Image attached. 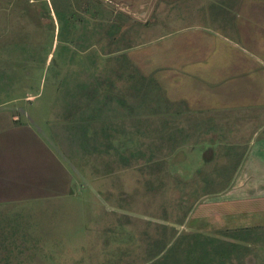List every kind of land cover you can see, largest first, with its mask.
Instances as JSON below:
<instances>
[{
    "label": "rangeland",
    "instance_id": "rangeland-1",
    "mask_svg": "<svg viewBox=\"0 0 264 264\" xmlns=\"http://www.w3.org/2000/svg\"><path fill=\"white\" fill-rule=\"evenodd\" d=\"M52 1L49 14L46 2L0 0V130L18 139L10 169L34 177L31 264H223L234 249L175 222L204 200L219 109L264 98V0ZM106 77L112 138L95 124L94 143L70 108Z\"/></svg>",
    "mask_w": 264,
    "mask_h": 264
},
{
    "label": "crops",
    "instance_id": "crops-1",
    "mask_svg": "<svg viewBox=\"0 0 264 264\" xmlns=\"http://www.w3.org/2000/svg\"><path fill=\"white\" fill-rule=\"evenodd\" d=\"M247 99L242 98L236 107L219 109L221 125L214 132L221 131L220 142L204 141L211 165L199 172L203 184L199 196L204 200L195 204L186 220L175 222L178 232L234 249L233 255L221 258L223 264H264V98ZM3 114L9 117L11 112ZM17 115L9 117V137L20 129L13 123L19 120ZM15 138L8 143L0 130V264H31L41 257L36 247L42 242L29 236H33L37 214L27 199L38 195L31 170L10 169L13 148L18 145ZM217 142L219 152H215ZM210 155L217 160H210Z\"/></svg>",
    "mask_w": 264,
    "mask_h": 264
},
{
    "label": "trees",
    "instance_id": "trees-1",
    "mask_svg": "<svg viewBox=\"0 0 264 264\" xmlns=\"http://www.w3.org/2000/svg\"><path fill=\"white\" fill-rule=\"evenodd\" d=\"M58 2V0H54V5H58ZM63 4L64 9H66V13L68 14V26L69 28H75V22H79V19L76 20L75 17L77 18L78 16L74 14L75 11L70 2L66 1V3ZM58 11L60 12V9ZM58 11H56V13H59ZM92 80L93 79L82 84V87L76 91L77 95L76 93L74 94L75 102L72 104L70 110L72 115V123H79L83 130L84 128L86 129L84 130V134L86 135L85 139L97 143L99 142L98 140H96L97 134L100 135L101 129H98V126H95V124H99L102 127H105L103 130L105 132H108L109 134V130L112 128V122H114L113 120H115L114 117L110 116L109 114V110L112 109L111 104L113 103L115 98H113V93L109 92V90H113L114 82L110 80L109 77L100 80L99 84H95V82H93ZM102 91H108L109 93H107L106 96L104 95L103 98H100V93ZM81 113L84 114L81 115ZM111 138L112 132L109 139ZM172 139L173 137H171V140Z\"/></svg>",
    "mask_w": 264,
    "mask_h": 264
},
{
    "label": "flooded vegetation",
    "instance_id": "flooded-vegetation-1",
    "mask_svg": "<svg viewBox=\"0 0 264 264\" xmlns=\"http://www.w3.org/2000/svg\"><path fill=\"white\" fill-rule=\"evenodd\" d=\"M13 2H23L26 5H36V2H39L40 5H43L46 2L45 5L47 6L49 14H51V8H50V5H49L50 3H51L52 8H53V4H52L53 1L52 0H21V1H19V0H9V3H13Z\"/></svg>",
    "mask_w": 264,
    "mask_h": 264
}]
</instances>
